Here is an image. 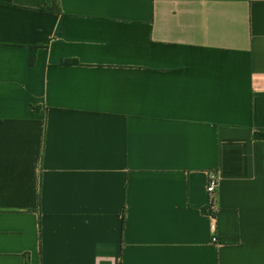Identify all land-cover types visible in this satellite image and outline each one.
Segmentation results:
<instances>
[{"label": "crops", "instance_id": "obj_1", "mask_svg": "<svg viewBox=\"0 0 264 264\" xmlns=\"http://www.w3.org/2000/svg\"><path fill=\"white\" fill-rule=\"evenodd\" d=\"M253 73L264 0H0V264H264Z\"/></svg>", "mask_w": 264, "mask_h": 264}, {"label": "built area", "instance_id": "obj_2", "mask_svg": "<svg viewBox=\"0 0 264 264\" xmlns=\"http://www.w3.org/2000/svg\"><path fill=\"white\" fill-rule=\"evenodd\" d=\"M252 85L257 86L259 83L264 82V74L253 73L252 74ZM207 194V204L204 209V213L208 218L209 231L211 235V241L216 242V193H217V179L214 175H210L205 186Z\"/></svg>", "mask_w": 264, "mask_h": 264}, {"label": "trees", "instance_id": "obj_3", "mask_svg": "<svg viewBox=\"0 0 264 264\" xmlns=\"http://www.w3.org/2000/svg\"><path fill=\"white\" fill-rule=\"evenodd\" d=\"M33 60V51H31L30 56H29V63H31ZM255 138H264V133H255L254 134Z\"/></svg>", "mask_w": 264, "mask_h": 264}]
</instances>
